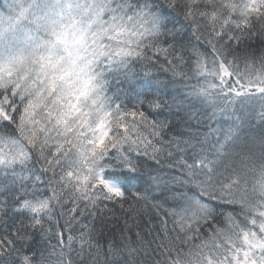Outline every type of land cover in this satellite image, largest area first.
Returning a JSON list of instances; mask_svg holds the SVG:
<instances>
[{
    "label": "snow or ice",
    "instance_id": "snow-or-ice-1",
    "mask_svg": "<svg viewBox=\"0 0 264 264\" xmlns=\"http://www.w3.org/2000/svg\"><path fill=\"white\" fill-rule=\"evenodd\" d=\"M0 264H264V0H0Z\"/></svg>",
    "mask_w": 264,
    "mask_h": 264
}]
</instances>
